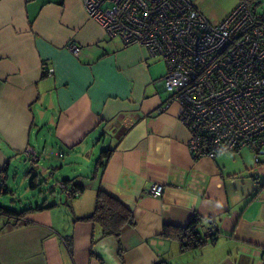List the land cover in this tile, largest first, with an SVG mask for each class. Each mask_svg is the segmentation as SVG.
I'll list each match as a JSON object with an SVG mask.
<instances>
[{"label":"crops","instance_id":"obj_1","mask_svg":"<svg viewBox=\"0 0 264 264\" xmlns=\"http://www.w3.org/2000/svg\"><path fill=\"white\" fill-rule=\"evenodd\" d=\"M190 1L218 23L239 0ZM70 41L81 46L78 56L66 49ZM165 72L143 45L109 38L81 0H0V195L10 192L11 172L13 181L21 173L28 180L44 163V176H60L48 198L40 191L25 204L46 206L31 209L26 224L0 217L1 264H264V163L248 148L194 158L179 104L165 106ZM98 145L106 146L98 158L111 153L103 169L97 158L84 177L82 160ZM244 150L252 162L239 155ZM53 151L59 162L41 159ZM65 179L84 190L68 197ZM30 183L37 187L38 176ZM154 183L161 195L146 193ZM98 190L133 214L135 226L119 239L81 219ZM193 216L202 220V238L214 226V241L182 250L159 236Z\"/></svg>","mask_w":264,"mask_h":264},{"label":"built area","instance_id":"obj_2","mask_svg":"<svg viewBox=\"0 0 264 264\" xmlns=\"http://www.w3.org/2000/svg\"><path fill=\"white\" fill-rule=\"evenodd\" d=\"M81 2L109 38L143 45L164 61L161 82L170 93L165 106L179 104L178 118L189 131L194 158L248 148L257 164L264 163V0H239L218 23L190 0ZM66 49L81 53L72 41ZM27 153L35 162L41 157ZM3 183L0 173V193ZM61 187L72 196L67 185ZM162 191L158 183L146 189L152 196ZM214 233L209 227L203 238Z\"/></svg>","mask_w":264,"mask_h":264},{"label":"trees","instance_id":"obj_3","mask_svg":"<svg viewBox=\"0 0 264 264\" xmlns=\"http://www.w3.org/2000/svg\"><path fill=\"white\" fill-rule=\"evenodd\" d=\"M110 153L111 149H106L101 152V155L97 160V168L103 169ZM70 181L71 180L65 179L63 181L61 180V183L67 185ZM3 187L4 183L2 190ZM68 187L73 192L72 196L81 193L84 190L82 185L75 182L72 186L68 185ZM45 207L46 206L42 205L37 206L36 208H24L20 211H16L0 204V217H5L8 223L10 222L12 226H17L27 223V221H24L23 218L31 209L41 210ZM81 219L96 222L101 227L103 235H112L117 239H119L123 228L135 226V219L131 211L120 201L102 190H98L96 193L93 211L88 216ZM201 222L202 220L200 217L193 216L189 223L182 227L165 225L159 236L165 239L178 241L182 250H194L202 247L207 242L202 238L199 231ZM211 227L214 228L213 225ZM216 235L217 231L215 230V233L210 237V240L214 241ZM155 264L168 263L165 261H158Z\"/></svg>","mask_w":264,"mask_h":264},{"label":"rangeland","instance_id":"obj_4","mask_svg":"<svg viewBox=\"0 0 264 264\" xmlns=\"http://www.w3.org/2000/svg\"><path fill=\"white\" fill-rule=\"evenodd\" d=\"M103 147L104 146L102 145L95 146V149L91 151V153L89 154L90 159L88 160V163L86 162L85 159L82 160L83 170H81V175H83L84 177L89 175V172L92 171L93 169L92 165H94L95 161L97 160L100 154V151L106 148V146L105 148ZM54 155L57 156V154H55L54 151L51 153L46 152V154L41 159L43 160L45 157H54L55 159L50 158L47 162H49L50 160H52L53 162H59L58 161L59 159L56 158ZM239 155H241L245 161L252 162V158L249 152L244 150ZM42 165L45 166L44 163ZM42 165L39 164L40 168H36V167L34 168L28 180L24 178V173L23 174L21 173V174H18V176L13 181L14 175L11 172L9 174L8 184H7V187L8 189H10V192L2 193L0 195V203L16 211H20L25 208V204L28 201H34L36 198L42 197V196H39L40 191H44L45 196L48 198L49 191L52 189L51 187L53 185L52 182L58 179L60 176L56 175V176H53V178L50 176L48 177L44 176L43 173L41 172L42 169H44ZM67 173H69V171ZM35 175L36 177L38 176L39 183L37 187L32 188L30 185L31 184L30 181H31V178H33ZM44 180L46 182H43ZM38 200L41 201L42 198H39Z\"/></svg>","mask_w":264,"mask_h":264}]
</instances>
